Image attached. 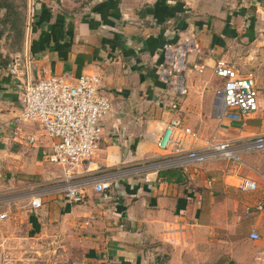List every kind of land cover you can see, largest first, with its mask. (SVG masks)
<instances>
[{
	"label": "crops",
	"instance_id": "0c3cea01",
	"mask_svg": "<svg viewBox=\"0 0 264 264\" xmlns=\"http://www.w3.org/2000/svg\"><path fill=\"white\" fill-rule=\"evenodd\" d=\"M26 1L35 7L30 27ZM192 35L185 93L173 97L162 77V48ZM218 61L239 77L251 75L264 106V0H0V210L10 215L0 222V260L264 264V212L256 210L264 204V152L243 155V165L180 168L179 181L149 173L146 184L125 174L171 157L156 144L175 119L194 136L176 133L173 151L264 135L260 112L235 122L213 116L224 84L213 74ZM196 64L204 70H194ZM63 73L98 75L99 91L111 103L90 172L78 169L83 180L121 173L105 200L90 185L82 204L68 203L60 193L61 168L43 159L49 142L24 140L38 127L13 136L25 84ZM244 179L257 189L240 191ZM37 198L42 205L33 209ZM176 223L184 227L180 245L164 236Z\"/></svg>",
	"mask_w": 264,
	"mask_h": 264
},
{
	"label": "built area",
	"instance_id": "2783aa9c",
	"mask_svg": "<svg viewBox=\"0 0 264 264\" xmlns=\"http://www.w3.org/2000/svg\"><path fill=\"white\" fill-rule=\"evenodd\" d=\"M34 4L29 2L27 25L33 23ZM196 50L195 38L178 39L163 45L161 68L165 90L168 95L180 97L185 93L184 77L187 71V58ZM194 70L202 72L203 65H193ZM213 74L224 81L223 87L216 91L217 104L213 107V116L218 120L241 121L246 114L260 112L264 115V106L260 105L259 91L251 75L239 77L236 71L223 61L216 62ZM100 77L96 74L74 77L70 73L51 75L37 82L27 83L20 93L21 112L15 119L14 139H18L23 129L31 124L38 127V132L24 137L27 145L33 146L40 139H46L49 147L43 152V159L50 165L62 170L60 178L65 184L60 193L70 204H82L84 190L92 185L95 193L102 199L108 198L112 182L121 177V173H106L98 177L83 180L78 169L85 166L88 174L102 139L101 121L111 110L110 101L100 91ZM177 109L176 103L171 105ZM194 136L190 129L182 126L178 119L172 120L157 139V147L168 152L169 159L156 163H146L125 174L143 177L150 183L149 173H159L168 169H180L188 166H200L208 162L227 161L243 165L242 156L264 152V135H258L241 141L206 142L202 149L183 150L176 144L174 135ZM124 172V171H122ZM264 183V172L260 174ZM239 189L242 192L255 191V182L244 179ZM39 198L31 202L33 209H39ZM264 212V204L256 207ZM10 215L0 210V222L8 220ZM184 227L181 223L170 225L165 231L166 241L180 245ZM253 241L259 240L255 233L250 234ZM57 251L54 252L56 255ZM0 264H12L0 260ZM27 264H67L51 259H36Z\"/></svg>",
	"mask_w": 264,
	"mask_h": 264
},
{
	"label": "trees",
	"instance_id": "16d2710c",
	"mask_svg": "<svg viewBox=\"0 0 264 264\" xmlns=\"http://www.w3.org/2000/svg\"><path fill=\"white\" fill-rule=\"evenodd\" d=\"M158 177L162 178V177H166V179L169 178H177V181L180 180V173L178 169H168V170H164L158 173Z\"/></svg>",
	"mask_w": 264,
	"mask_h": 264
},
{
	"label": "rangeland",
	"instance_id": "374dc122",
	"mask_svg": "<svg viewBox=\"0 0 264 264\" xmlns=\"http://www.w3.org/2000/svg\"><path fill=\"white\" fill-rule=\"evenodd\" d=\"M28 4H29V2H28ZM27 10H28V6H27ZM19 249V248H18ZM15 246L13 247L12 246V249L11 250H18ZM37 259H39V258H37ZM30 261H20V262H18V264H27V263H29ZM13 264V263H12Z\"/></svg>",
	"mask_w": 264,
	"mask_h": 264
},
{
	"label": "water",
	"instance_id": "95a60500",
	"mask_svg": "<svg viewBox=\"0 0 264 264\" xmlns=\"http://www.w3.org/2000/svg\"><path fill=\"white\" fill-rule=\"evenodd\" d=\"M26 11H27V1H26V3H25V20H26ZM25 20H24V26H25V24H26ZM10 72L14 74V73H15L14 68H12V69L10 70Z\"/></svg>",
	"mask_w": 264,
	"mask_h": 264
}]
</instances>
